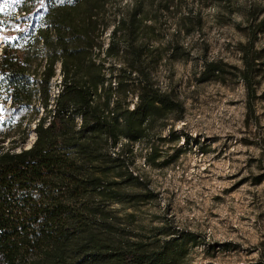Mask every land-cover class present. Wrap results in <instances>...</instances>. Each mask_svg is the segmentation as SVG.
Returning a JSON list of instances; mask_svg holds the SVG:
<instances>
[{
  "label": "trees",
  "instance_id": "16d2710c",
  "mask_svg": "<svg viewBox=\"0 0 264 264\" xmlns=\"http://www.w3.org/2000/svg\"><path fill=\"white\" fill-rule=\"evenodd\" d=\"M120 1L127 4L117 6ZM163 8L168 0H22L18 22L26 23V31L19 36L30 34L35 46L21 49L17 40L4 39L0 101L8 98L9 106L3 119L13 112L24 116L35 100L40 106L32 107L35 138L28 148L0 145V264H185L188 249L199 244L195 232L180 229L129 233L108 205L127 200L122 185L138 181L123 151L144 139L155 122L164 126L170 113L182 110L170 91L151 81L142 59ZM32 9L40 13L31 29ZM115 12L120 14L108 18ZM107 28L101 58L94 49H101ZM256 38L252 29L240 44V78L248 90L260 58L253 50ZM105 58L120 63L105 67ZM57 62L61 90L52 101ZM206 70L220 69L208 63ZM8 133L0 128V142ZM121 139L126 142L116 152ZM150 150L154 159L156 150Z\"/></svg>",
  "mask_w": 264,
  "mask_h": 264
},
{
  "label": "rangeland",
  "instance_id": "374dc122",
  "mask_svg": "<svg viewBox=\"0 0 264 264\" xmlns=\"http://www.w3.org/2000/svg\"><path fill=\"white\" fill-rule=\"evenodd\" d=\"M168 1L169 8L156 14L142 59L151 81L170 91L182 110L170 113L164 126L155 122L144 139L123 151L138 181L125 182L127 200L109 202V208L129 233L195 232L199 244L188 249L185 264H264V0ZM20 6L22 0H0V53L4 39L17 40L21 49L35 46L30 34L19 36L26 31V23L18 22ZM31 12L32 29L40 12ZM252 29L260 58L248 90L240 78V44ZM100 39L94 53L104 58L109 28ZM119 63L104 59L105 67ZM208 63L220 70L204 71ZM130 99L132 108L136 97ZM33 105L40 106L35 100L24 116L13 112L4 120L9 99L0 101V128L9 131L0 145L30 144ZM125 142L119 140L114 151Z\"/></svg>",
  "mask_w": 264,
  "mask_h": 264
},
{
  "label": "built area",
  "instance_id": "2783aa9c",
  "mask_svg": "<svg viewBox=\"0 0 264 264\" xmlns=\"http://www.w3.org/2000/svg\"><path fill=\"white\" fill-rule=\"evenodd\" d=\"M105 46H107V43ZM61 77H62V75L60 72V63L57 62L56 69H55V75L51 78L50 85H49V95H50V98L52 101L56 98V96L58 95V93L61 90ZM132 107H133V104H132ZM76 120L79 123L80 119L77 118ZM32 126H33L32 129H33L34 123L32 124Z\"/></svg>",
  "mask_w": 264,
  "mask_h": 264
},
{
  "label": "water",
  "instance_id": "95a60500",
  "mask_svg": "<svg viewBox=\"0 0 264 264\" xmlns=\"http://www.w3.org/2000/svg\"><path fill=\"white\" fill-rule=\"evenodd\" d=\"M34 136H35V133H34ZM34 138H35V137H34ZM34 138L32 139V141H31V143L29 144V146H30V145L32 144V142L34 141ZM29 146H28V147H29ZM28 147H27V148H28Z\"/></svg>",
  "mask_w": 264,
  "mask_h": 264
},
{
  "label": "bare ground",
  "instance_id": "6f19581e",
  "mask_svg": "<svg viewBox=\"0 0 264 264\" xmlns=\"http://www.w3.org/2000/svg\"><path fill=\"white\" fill-rule=\"evenodd\" d=\"M32 137H35V136H34V133L32 134ZM30 143H31V142H30ZM28 146H29V144H28ZM28 146H27V147H28Z\"/></svg>",
  "mask_w": 264,
  "mask_h": 264
}]
</instances>
